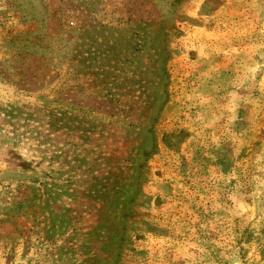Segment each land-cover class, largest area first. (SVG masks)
I'll return each instance as SVG.
<instances>
[{
	"label": "rangeland",
	"instance_id": "obj_1",
	"mask_svg": "<svg viewBox=\"0 0 264 264\" xmlns=\"http://www.w3.org/2000/svg\"><path fill=\"white\" fill-rule=\"evenodd\" d=\"M0 264H264V0H0Z\"/></svg>",
	"mask_w": 264,
	"mask_h": 264
}]
</instances>
